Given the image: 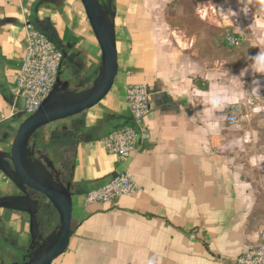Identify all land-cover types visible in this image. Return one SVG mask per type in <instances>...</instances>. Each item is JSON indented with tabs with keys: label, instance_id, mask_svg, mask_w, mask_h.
<instances>
[{
	"label": "crops",
	"instance_id": "0c3cea01",
	"mask_svg": "<svg viewBox=\"0 0 264 264\" xmlns=\"http://www.w3.org/2000/svg\"><path fill=\"white\" fill-rule=\"evenodd\" d=\"M100 3L111 9L116 26L119 69L113 89L93 109L41 129L31 141L75 194L74 234L53 264H237L256 246L258 233L248 217L254 192L237 162L246 123L229 126L226 115L250 98L244 88L250 90L254 78L264 82L252 71L242 78L245 86L231 78L247 67V56L264 49V9L256 10L250 0ZM229 9L236 15L219 12ZM27 22L64 53L60 78L70 90L90 89L102 65L81 0H0V151L7 153L26 119L16 81ZM230 33L241 37L239 48L227 47ZM144 84L151 91L149 138L119 163L106 152L104 139L131 125L127 89ZM218 96L229 102L213 109ZM261 110L251 108L249 118ZM121 172L135 179V195L87 203L90 192ZM14 188L0 172V197L19 194ZM30 232L27 214L0 210V264L22 259Z\"/></svg>",
	"mask_w": 264,
	"mask_h": 264
},
{
	"label": "water",
	"instance_id": "95a60500",
	"mask_svg": "<svg viewBox=\"0 0 264 264\" xmlns=\"http://www.w3.org/2000/svg\"><path fill=\"white\" fill-rule=\"evenodd\" d=\"M91 29L102 53V65L93 86L73 91L59 81L51 96L32 116L20 125L9 153L0 151V172L16 187L19 194L0 197V210L29 216L31 245L18 262L11 264H53L66 253L73 231L74 196L72 184H66L55 164L38 157L32 139L43 128L79 116L101 103L113 89L118 74L116 26L100 0H81ZM29 191L37 194L34 198ZM51 204L59 216V228L47 242L37 248L41 238L39 214Z\"/></svg>",
	"mask_w": 264,
	"mask_h": 264
},
{
	"label": "built area",
	"instance_id": "2783aa9c",
	"mask_svg": "<svg viewBox=\"0 0 264 264\" xmlns=\"http://www.w3.org/2000/svg\"><path fill=\"white\" fill-rule=\"evenodd\" d=\"M26 52L16 81L17 98L23 103L26 118L34 115L53 93L64 63V53L42 31L32 23H26ZM241 37L230 33L226 37L229 49L242 45ZM249 98L242 104L233 105L227 115L229 126H240L249 120V112L257 103ZM127 102L131 114V125L113 131L104 139L109 155L119 163L128 162L134 155L140 140L149 138L147 117L152 110L151 91L148 85H131L127 89ZM139 191L135 179L121 172L104 187L87 195L89 204H108L120 198L131 197ZM237 264H264V234L261 243L247 251L235 261Z\"/></svg>",
	"mask_w": 264,
	"mask_h": 264
},
{
	"label": "rangeland",
	"instance_id": "374dc122",
	"mask_svg": "<svg viewBox=\"0 0 264 264\" xmlns=\"http://www.w3.org/2000/svg\"><path fill=\"white\" fill-rule=\"evenodd\" d=\"M250 3L256 10L264 9V0H250ZM169 9L171 8L169 7ZM105 10L111 14L109 7H106ZM257 100L252 108L259 105L264 106V97L260 100L257 98ZM244 126L247 135L244 148L237 155V162L242 164L240 171L251 182L252 191L254 192L253 208L248 217L250 228L258 233L257 246L261 243L264 234V111L253 113ZM251 158L252 162L250 161ZM250 162L253 163V166H250ZM17 192L18 190L14 188L12 193L17 194ZM41 211L39 223L42 233L45 236L56 233L60 223L59 216L53 206L47 204ZM3 261L4 264H10L5 260Z\"/></svg>",
	"mask_w": 264,
	"mask_h": 264
},
{
	"label": "clouds",
	"instance_id": "9594fccd",
	"mask_svg": "<svg viewBox=\"0 0 264 264\" xmlns=\"http://www.w3.org/2000/svg\"><path fill=\"white\" fill-rule=\"evenodd\" d=\"M243 2L247 5L249 4V0H243ZM242 11L246 14L248 12V7L245 6ZM222 16H235L236 13L233 12L231 9L228 10V12L225 14L223 10L219 11ZM246 59L248 60V65L245 69H243L240 73L239 77L231 76L233 80H238L242 83V78L247 74L248 71H252L253 74H259L260 76H264V49H260L258 54L255 56H247ZM225 71V70H224ZM227 72V71H225ZM245 86V85H244ZM264 90V82H262L260 79H253L252 80V87L250 90H245V93L250 98L254 97H260L261 98V91ZM163 91V89H162ZM229 102V98L227 96H218L215 97L212 101V107L213 109L223 107Z\"/></svg>",
	"mask_w": 264,
	"mask_h": 264
},
{
	"label": "flooded vegetation",
	"instance_id": "af4514ba",
	"mask_svg": "<svg viewBox=\"0 0 264 264\" xmlns=\"http://www.w3.org/2000/svg\"><path fill=\"white\" fill-rule=\"evenodd\" d=\"M29 193H31V195L34 197V198H37V194H35L34 192L32 191H29ZM42 212V211H41ZM39 217H40V214H39ZM53 235V234H52ZM52 235H49V236H45L42 231H41V238L39 239V243L37 244V248L40 246V245H43L45 242H47L49 240L50 237H52Z\"/></svg>",
	"mask_w": 264,
	"mask_h": 264
}]
</instances>
